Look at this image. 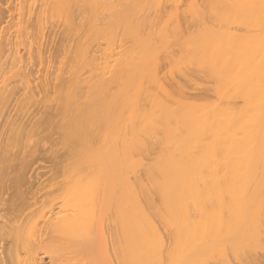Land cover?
<instances>
[{
    "label": "bare ground",
    "instance_id": "6f19581e",
    "mask_svg": "<svg viewBox=\"0 0 264 264\" xmlns=\"http://www.w3.org/2000/svg\"><path fill=\"white\" fill-rule=\"evenodd\" d=\"M14 2L0 0V264H264V185L249 180L255 167L233 164L230 179L244 182L227 186L226 157L211 153L219 141L236 149L264 131L246 114L261 96L241 93L264 78V34L256 27L260 34L244 37L234 24L246 18L233 20L264 17V0ZM43 20L62 27L68 43L55 68L38 69ZM192 76L211 80L219 102L199 103L198 92L194 102L185 87ZM63 79L64 100L48 108L62 115L65 165L46 191L44 175L27 182L22 171L39 120L11 115L39 104L47 88L55 100ZM233 89H242L239 101ZM121 93L129 104L118 102Z\"/></svg>",
    "mask_w": 264,
    "mask_h": 264
},
{
    "label": "rangeland",
    "instance_id": "374dc122",
    "mask_svg": "<svg viewBox=\"0 0 264 264\" xmlns=\"http://www.w3.org/2000/svg\"><path fill=\"white\" fill-rule=\"evenodd\" d=\"M14 3H18V6L20 5V6H23L24 5V3H25V0H15V2ZM95 12H97L98 13V11H95ZM252 15H253V18H252ZM247 14V15H245V16H243V15H240V16H238V15H235V16H233V20L235 21L236 20V16H237V20H238V17H240V19H241V17H242V21L246 18V20H245V24L242 22L241 24H240V22H239V20H238V22H236V24H234L233 23V20H231L232 21V23H230L229 25L230 26H233V24H234V26L236 25V26H241V27H243V26H245V28L243 27V28H240V29H242L243 31V33L245 34L244 35V37L245 36H252V35H258V34H260L259 32H258V30H259V28H260V32L262 33V34H264V17H263V14L261 15V16H258V18L256 17L257 15L256 14ZM255 15V16H254ZM250 17H251V19H250ZM255 17H256V19L257 20H255ZM260 17H262L263 19L261 20V22L259 23V20L261 19ZM247 18H248V20H247ZM256 22V23H255ZM254 23V24H253ZM242 24H243V26H242ZM253 25V28H251V26ZM256 25V26H255ZM260 25V26H259ZM249 26V28L248 29H255L256 27V29H258L257 31H252V32H249V34H248V32L246 33V32H244V30L246 29L247 30V27ZM259 27V28H258ZM263 30V31H262ZM29 31L30 32H38V30L37 29H34V28H30L29 29ZM41 32L43 33V35H44V37H43V53H42V57H43V64L42 65H40V66H38V69L39 68H42L43 67V65H48V66H54L53 68H55V67H57L59 64H60V62L62 61V59H63V57H64V49L66 48V45L68 44L67 43V40H66V38H65V36H64V32H62V27H60V26H58V25H54V24H52L51 23V20H43L42 21V26H41ZM241 32V33H242ZM256 32V33H255ZM251 33H252V35H251ZM247 34V35H246ZM120 36V34H118L117 36H116V38L117 37H119ZM115 37V36H114ZM115 39V38H114ZM247 39V38H246ZM161 52V51H160ZM159 52V53H160ZM161 55V54H160ZM162 55H163V52H162ZM163 63V62H162ZM163 65V64H162ZM163 69H164V72H166L165 70H168V68H165L164 67V65H163ZM169 71V70H168ZM167 71V73L166 74H169L171 71H169L168 72ZM173 72H174V69L172 70ZM175 71H177V70H175ZM147 72H149V71H147ZM146 72V75L148 76V74L149 73H147ZM162 72L163 71H161V74H162ZM163 72V73H164ZM173 72H171L170 74L171 75H168V76H172L174 73ZM165 74V73H164ZM177 74V73H176ZM175 74V75H176ZM36 76H37V74H36ZM167 76V75H166ZM177 77H178V75H176ZM196 76V75H195ZM173 77V76H172ZM167 78V77H166ZM192 78L194 79V80H197V79H200L199 77H196V79H195V77L194 76H192ZM147 79V78H146ZM168 79V78H167ZM206 79V81L204 82L203 80H205ZM205 79H203L202 81L204 82V84L202 83V82H200L199 80H197L198 82H200V83H198L197 81H193L194 83H192V82H189L190 83V85H188V83H185V87H186V90H187V88H188V90L191 92V96H192V100L194 101V102H196V103H198V100H199V103H204V101L205 100H207V98H208V100L205 102L206 103V105L207 104H209V106H210V103H218L219 101H217V96L213 93V89L211 90V87H210V84H208L209 82H207V78H205ZM37 80V82L39 81V79H36ZM201 80V79H200ZM251 80V79H250ZM254 81L253 83H255V84H253L251 81ZM252 80L251 81H249V82H251V83H248L250 86H251V88L249 87V88H246L245 86V88H244V90L246 89L247 90V92L248 93H251V97L250 98H247V97H249L250 95L247 93V96H246V98H245V93L244 92H246V90L244 91H240V90H242V89H238L241 93H242V95H243V93H244V97L242 98V96L241 95H239V91L237 92L236 90V92H234V89H233V91L232 92H234V93H232L231 91V93L233 94V96H232V98L233 97H235L234 99L235 100H237V101H239L240 99L239 98H242V99H251L252 101H253V99L254 100H256V98L255 97H259L260 98V96H261V98H262V102H261V104H259V108H256V109H260L259 111L257 110L256 111V109H254L253 108V110L254 111H252L250 108H246V109H250V111H248L247 110V116H250V115H248V113L249 114H251V117H252V120H255L256 121V119H258L256 122L258 123H260V126L264 123V105H263V103H264V101H263V97H264V95H263V91L261 92V90H263L264 89V85L262 86V84H264V83H262V80H264V78H262V80H260L259 78H258V81H257V79H256V77H254V78H252ZM62 81V82H61ZM61 81H56V83L57 84H59V85H57V84H55L56 86H58L57 88H59V86L60 85H62L64 88L66 87V85H65V81H66V79H63V80H61ZM64 81V82H63ZM146 81V80H145ZM258 83H257V82ZM261 81V82H260ZM37 82H36V84H37ZM61 82V83H60ZM183 82V81H182ZM207 82V85H209V86H207V90H206V86H205V83ZM212 82V81H211ZM39 83V82H38ZM195 83H197L196 84V86L194 87V85L193 84H195ZM256 83L257 84H259L258 85V87L260 88H258L260 91H258V89H257V87H256ZM199 84V85H198ZM203 84V85H202ZM213 84V83H212ZM252 84V85H251ZM198 85V86H197ZM55 86V87H56ZM61 86V87H62ZM202 86V87H201ZM205 86V87H204ZM212 87H213V85H211ZM201 87V88H200ZM203 87L205 88L204 90H203ZM255 87V88H254ZM57 88H54V89H56L57 91H56V94H55V100H53V98L51 97V96H54V94L53 93H51V98L49 97H47V93H48V96L50 95V92H49V90H50V88L48 89L47 88V92H45V94H46V96H45V94H43V93H40V103L39 104H37V105H32V106H28L27 107V110L24 108V110H21V112L20 111H18V113H19V115H18V113H17V111H12V115H11V112H10V115L11 116H13V114H14V118L15 117H17V120L18 121H21L20 123H24V124H26V123H28L31 119H30V116L32 117V120H31V122L33 121V119H34V121L35 122H37V120H39L38 121V131L36 130V133L38 134H36L35 133V135H37V136H34V138H32L31 139V141H35L36 142V144L38 143V145H39V143H40V145H41V147L39 146V148L37 147L38 145H36L35 144V142H31V141H29L30 142V145L28 146V148L29 147H31L30 149H32V150H30L32 153H34V154H32L31 152V155H29L28 154V156H27V159L28 160H26V164L25 165H27V166H25V168H23V172H25V174L26 175H24V176H26V180H27V182H32V181H35L34 180V178L33 177H35V175H37V179H38V181H39V178H40V180H41V176L43 177V175H44V177H43V179L42 180H44V181H40V182H42V184H43V187H44V190H46V191H49V190H51V189H53L54 187H53V185H55L56 183H57V181L58 182H60V180L62 179V176H61V171L63 170V168H64V165H65V159H64V156H63V150H62V147L60 148L59 147V144H60V140H61V135L59 134L60 133V131L58 132L56 129H58V130H60L59 129V125H60V123H61V121H62V115L60 114V113H58V111L56 112V114H55V112L54 111H52L51 110V112H50V109L48 108V107H50L51 108V106L54 104V101H56V99H57V101H56V103H58V101H59V103H61V101H63L64 100V93H65V91H64V88H63V90L61 89V88H59V89H57ZM195 89V90H193V89ZM262 88V89H261ZM198 91H197V90ZM254 89H256L255 91H256V93H255V91H254ZM58 90H59V92L60 93H57L58 92ZM187 90V91H188ZM193 90V91H192ZM249 90V91H248ZM50 91H52L53 92V90L51 89ZM203 91H209L208 93H207V95H206V92H203ZM64 92V93H63ZM200 94V96H199V94ZM257 92H258V94H257ZM63 93V94H62ZM196 93V96H197V94H198V96H197V98L199 97V99L197 100V98H196V100H195V98H194V96H193V94H195ZM227 93H228V96H227ZM240 93V94H241ZM255 95H254V94ZM261 93V94H260ZM213 94V95H212ZM224 94H226V95H223V96H225V97H230L231 96V94H229V92H226V93H224ZM236 94H238V95H236ZM59 95V97H61V99L59 100L58 99V96ZM63 95V96H62ZM208 96V97H205V96ZM214 95H215V97H214ZM237 97H236V96ZM257 95V96H256ZM191 96H190V98H191ZM222 96V95H221ZM47 97V98H46ZM130 97L131 96H125L124 97V94L123 93H121L120 95H119V97H118V102H119V100H122L121 98H123L124 100H122V101H120V102H122L123 103V101H124V103L123 104H125L126 102H127V104H129L128 102H129V100H130ZM200 97H203V101H201L200 102V99L202 100V98H200ZM204 97H205V99H204ZM212 97V98H211ZM224 97V98H225ZM257 97V99H259ZM45 99V101H44V99ZM128 98V99H127ZM136 98V97H135ZM217 98V99H216ZM219 98H220V96H219ZM48 99H50V100H48ZM210 99L212 100V101H210ZM128 100V101H127ZM222 100H223V98H222ZM226 100V99H225ZM209 101H210V103H209ZM250 101V100H249ZM248 101V102H249ZM44 102H50V104H52V105H50L49 106V103L47 104L48 106H47V110H45L44 109V107L42 106V105H44L45 106V108H46V103H44ZM208 102V103H207ZM254 102V101H253ZM41 104V105H40ZM251 105H253V103L251 104ZM261 105V106H260ZM208 106V107H209ZM255 106V105H254ZM42 107V108H41ZM212 107V105L210 106V108ZM255 107H258V105H256ZM262 108H263V110H262ZM30 109V110H29ZM33 109V110H32ZM42 109H44V110H42ZM49 109V110H48ZM25 111V112H24ZM30 111V112H29ZM48 111V113H46ZM262 111V112H261ZM16 113V115H15V113ZM34 112H35V114H34ZM253 114H252V113ZM260 114H259V113ZM23 113H24V115H23ZM50 113H51V117L53 116V118H51L50 117ZM30 114V115H29ZM49 115V116H48ZM258 115H259V117H258ZM255 116V117H254ZM25 117V118H24ZM27 117V118H26ZM35 117V118H34ZM60 117V119H58ZM250 117V118H251ZM254 117V118H253ZM30 120H29V119ZM46 120V121H48V122H46L44 119ZM49 118V119H48ZM50 118H51V120H53V122L50 120ZM42 120H44L43 122H42ZM56 120H59V122L57 121L56 122ZM120 120V119H119ZM33 121V122H34ZM49 121H50V123L52 124V126L50 127V123H49ZM42 123V124H41ZM48 123L50 124L49 126H47L48 125ZM56 123H59V125L57 126L56 125ZM55 125V126H54ZM44 126V127H43ZM119 126V130H120V126L121 125H118ZM40 127V128H39ZM47 129H46V128ZM53 129V131L55 132H52V129ZM117 129V130H118ZM259 129H261L262 130V126L261 127H259ZM50 130V131H49ZM49 133H48V132ZM52 132V133H51ZM119 132H121V131H118V134H120ZM263 133H264V131H262ZM263 133L262 134H260V132L258 133V135H259V137L256 135V139L258 138V140H255V136H252V137H254V140L253 139H251V136H249L247 139H246V141L244 142L243 140H241V141H243V142H239L238 143V147H236V149L234 148L235 146H234V144H232V143H234V142H232L231 144H230V148L231 149H229V147L228 148H226L228 145H229V143L227 142L226 144H222L221 143V141H219V143L221 144V146L220 145H218V144H216L215 146H217V147H214L213 148V144H215V143H213V141L212 140H210V142H212V143H210V145H212V146H209V148H210V150H208L209 151V153H210V151L212 150L211 148H213L214 150L213 151H211V153H214V154H216L217 155V157H218V159H220L219 160V162L220 161H222V159H221V155H225L224 157H226L225 159H226V161H225V163L227 164V166H228V168H230V169H228L226 166H225V170L226 171H224L225 172V176H227L226 178H225V183L227 184V186H229V185H232V182H234V183H236V181H237V186H239V184H242L243 182L241 181V178H240V181H241V183H239L238 182V180H239V178L238 179H236V181H234V180H232V179H230V178H237V176L235 177V176H231L232 174H236V166L238 165V164H240V166L241 165H243L244 166V168H249V171L251 172L252 170H253V168L255 167V172H257L256 173V175L253 177V175L255 174L254 172H252L253 173V175H251L252 173H249V175H250V178H249V180L251 179V176H252V178H254L256 181H257V183L259 184L258 186H262V185H264V156L262 157V155H264V148L262 147V143L263 142H261L260 143V141H264V139H263V137L261 138L260 137V135L262 136L263 135ZM51 134V135H50ZM57 134H59L60 135V137H58V139H57ZM37 138V139H36ZM60 138V139H59ZM260 138V139H259ZM119 139L121 140V137L119 136L118 137V149H119V157H118V155H117V158H119V161L121 160L122 162H119V164H121L122 165V163L124 162L123 160H124V158L126 157V156H124V154H122V146H121V143L119 144V142H121V141H119ZM245 139V138H244ZM261 139H263V140H261ZM57 140H59V141H57ZM247 140H249V141H247ZM252 140H253V143H252ZM29 142H28V144H29ZM51 143V144H50ZM240 143H242V144H240ZM247 143V144H246ZM250 143H252V144H250ZM34 144V145H33ZM228 144V145H227ZM236 144V143H235ZM249 144V145H248ZM239 145H240V147H239ZM250 146V145H253V147L252 146H250L249 147V149H248V146ZM48 146H49V148L50 147H52V148H50V150H49V148H48ZM59 147V148H57V147ZM61 146V145H60ZM232 146V147H231ZM237 146V145H236ZM246 146V147H245ZM254 146L256 147V148H254ZM263 146H264V143H263ZM33 147V148H32ZM54 147H56V148H54ZM260 147V148H259ZM121 148V149H120ZM216 148V149H215ZM247 148V149H246ZM253 148L256 150V153H255V151H253ZM46 149H48V150H46ZM57 149H60V151L59 150H57ZM261 149V150H260ZM54 150H57L58 152H55ZM224 150H227V152H225ZM53 152V155L54 154H56V155H52L51 154V152ZM247 152V154L249 153V156L248 157H246L247 156V154H246V152ZM251 151H253V152H251ZM259 151V152H258ZM55 152V153H54ZM260 152H261V155H260ZM263 152V153H262ZM59 153V154H58ZM208 152H207V154L208 155H213V154H209ZM223 153H225V154H223ZM253 153H255V154H253ZM246 154V155H245ZM60 155V157L58 158V156ZM215 155V156H216ZM229 157V159H228V157ZM256 155V156H255ZM257 155H260L261 157H259V156H257ZM30 156V157H29ZM120 156H124V158L123 157H120ZM219 156H221V157H219ZM251 156H253V158H252V160H250L251 158H249V157H251ZM244 157H246V159L244 158ZM254 157H257L258 159H259V161H258V159L257 158H254ZM245 159V160H244ZM260 159H262V161L260 160ZM118 160V159H117ZM254 160V161H253ZM255 160H256V162H255ZM125 161H126V158H125ZM244 161H246V164H245V162ZM253 163H252V162ZM257 161H258V163H259V165H258V163H257ZM244 162V163H243ZM243 163V164H242ZM251 163V165L252 166H250L249 167V164ZM125 164V163H124ZM124 164L122 165V166H124ZM233 164H235L236 166H234ZM248 164V165H247ZM253 164H255V166H253ZM120 165V166H121ZM261 165L263 166V167H261ZM122 166H121V168H122ZM232 166L234 167L233 169H232ZM239 166V167H240ZM246 166V167H245ZM238 167V169H239V171L242 173V171H243V167H240L239 168ZM256 168L260 171V172H258V170H256ZM261 170H263V171H261ZM263 168V169H262ZM26 171H25V170ZM232 169V170H231ZM122 170H123V168H122ZM248 170V169H247ZM246 169L244 170L245 172L247 171ZM253 170V171H254ZM234 171H235V173H234ZM238 171V170H237ZM228 173V175H227V173ZM245 172H243V173H245ZM261 173V174H260ZM231 174V175H230ZM238 174H240V173H238ZM246 174H248V173H246ZM248 176V175H247ZM239 177V176H238ZM226 179H228V180H226ZM231 180V183L229 184V183H227V182H230V180ZM24 180H25V177H24ZM26 180H25V182H26ZM57 180V181H56ZM246 181V180H245ZM235 184V185H236ZM234 185V184H233ZM56 194V193H55Z\"/></svg>",
    "mask_w": 264,
    "mask_h": 264
}]
</instances>
